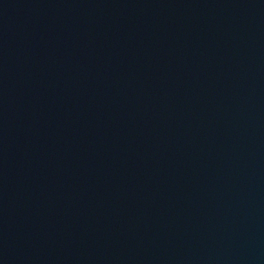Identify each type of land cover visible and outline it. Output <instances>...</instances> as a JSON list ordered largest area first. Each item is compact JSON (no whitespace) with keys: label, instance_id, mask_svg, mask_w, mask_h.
Masks as SVG:
<instances>
[{"label":"water","instance_id":"obj_1","mask_svg":"<svg viewBox=\"0 0 264 264\" xmlns=\"http://www.w3.org/2000/svg\"><path fill=\"white\" fill-rule=\"evenodd\" d=\"M0 264H264V0H0Z\"/></svg>","mask_w":264,"mask_h":264}]
</instances>
